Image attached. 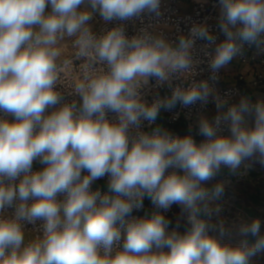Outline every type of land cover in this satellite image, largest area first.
<instances>
[{
  "label": "clouds",
  "instance_id": "obj_1",
  "mask_svg": "<svg viewBox=\"0 0 264 264\" xmlns=\"http://www.w3.org/2000/svg\"><path fill=\"white\" fill-rule=\"evenodd\" d=\"M85 3L105 22L159 16L161 7V0H0V264H251L264 251L261 220L238 226L241 236L256 237L254 244L223 243L225 223L213 215L221 212L226 182L204 185L222 168L236 174L250 158L264 163V99L241 96L214 120L201 118L205 140L197 144L191 134L159 125L139 129L161 108L206 103L213 94L207 80L176 86L151 104L140 89L149 78L162 85L189 70L197 39L215 44L213 73L245 44L264 48V0H218L225 39L216 43L207 26L196 24L175 45L147 31L128 37L122 26L96 36ZM65 37L74 38L78 57L105 67L76 85L79 103H61L57 90V44ZM215 100L224 109L227 101ZM247 115L254 116L251 127ZM222 122L230 135L218 134ZM35 161L40 170L33 171ZM105 176L107 192L93 191ZM145 198L156 210L127 219ZM173 204L181 208L183 233L168 231L163 213ZM37 221L42 236L26 243L23 223Z\"/></svg>",
  "mask_w": 264,
  "mask_h": 264
},
{
  "label": "built area",
  "instance_id": "obj_2",
  "mask_svg": "<svg viewBox=\"0 0 264 264\" xmlns=\"http://www.w3.org/2000/svg\"><path fill=\"white\" fill-rule=\"evenodd\" d=\"M192 0H161L160 15L144 13L139 17L130 20H112L105 22L100 17L98 11L92 10L90 5L85 3L81 5V10L87 8L93 12V18L89 21L91 31L94 35L100 36L107 30L115 26H122L128 37L141 34L144 31L153 34H162L170 43L175 45L178 43V37L188 36L193 25L203 24L207 26L209 31L216 37V43L225 39L224 34L218 27L220 8L218 0H199L194 3L192 10L186 12L183 10L182 4L191 2ZM50 7L46 9V13L50 12ZM74 38L58 40L57 47L60 50L63 45L67 47V53L63 57H59V79L57 90L61 93L63 99L61 103L76 101L79 103L80 97L74 92L78 83H80L88 74H97L105 70V67L95 60L80 58L77 56V48L73 44ZM215 44L208 45L207 41L197 39L191 51L192 64L191 68L183 73L173 74L170 82L158 84L155 78H149L146 83L141 85L142 99L151 104L158 98H164L171 95L172 89L176 86L187 88L193 83L207 80L213 88V94L208 97L207 102L197 101L193 105L184 106L177 103L172 109L161 108L156 121L150 124L143 120L140 125V131L151 132L157 125L172 132L175 135L184 136L191 134L197 144L205 140V137L199 134V123L201 118L211 113V119L217 116L218 111H224L234 103H238L243 96V87L236 83L226 85L224 81L225 69L229 67L233 60L239 61L243 65L250 66L254 70L252 80L246 83L253 88L262 89L264 87V48H257L255 45L249 46L245 44L240 53L233 60L218 72L213 73L209 67V61L214 54ZM215 76V79L212 77ZM243 78H241L242 80ZM226 100L224 109H217L215 97ZM59 107V105H57ZM49 109L48 111H52ZM0 115H4L0 113ZM109 119H115L116 114L108 112ZM230 129L227 123L222 122L218 131L220 135H229ZM43 165L39 161L33 163V171L40 170ZM173 169H168V172ZM86 172H82V175ZM108 176L93 182L91 189L93 191L100 190L102 193L107 192ZM18 182V181H17ZM63 199V195L58 196ZM31 203V201H29ZM156 209L148 198L143 201V207L134 210L127 219L143 218L150 216ZM14 212L13 208L5 210V214L11 216ZM165 218L178 219V205L173 204L172 207L163 213ZM217 216L213 215V220H217ZM41 221L35 224L23 223L25 231V242L42 236ZM123 240L119 242L116 248L122 247Z\"/></svg>",
  "mask_w": 264,
  "mask_h": 264
},
{
  "label": "crops",
  "instance_id": "obj_3",
  "mask_svg": "<svg viewBox=\"0 0 264 264\" xmlns=\"http://www.w3.org/2000/svg\"><path fill=\"white\" fill-rule=\"evenodd\" d=\"M197 1L199 0H192L191 2L183 3V10L186 12L192 10L194 3ZM253 76L254 70L250 66L243 65L239 61L233 60L231 65L225 69L224 81L226 85L236 83L240 84L243 87V96H248L253 102H255L257 99H264V87L259 89L253 88L250 85L246 86V83L250 82ZM241 78L243 79L241 80ZM211 115V113H208L206 116H204V118L210 120ZM246 123L249 127L253 126L254 116L247 115ZM255 158L258 159V157H253L251 159ZM242 169L243 167L236 174H240ZM242 173L245 172L242 171ZM247 173H249V171H247ZM250 173L256 174L258 172L253 170L250 171ZM217 180H224L226 182V187L223 196L218 201L221 207V212L218 215H214L225 220V222L236 221L237 223L248 222L251 219L256 218L253 209H258L262 205L261 196L257 195V193H254V190H257V188L253 189L243 182L237 183L233 178V174H231L227 168H222L219 175L213 180L206 182L204 186L210 189L212 185L217 182ZM178 211L180 216L178 219L166 218L170 221L168 225L169 232L176 230L183 233L187 227L182 218V212L179 205Z\"/></svg>",
  "mask_w": 264,
  "mask_h": 264
},
{
  "label": "rangeland",
  "instance_id": "obj_4",
  "mask_svg": "<svg viewBox=\"0 0 264 264\" xmlns=\"http://www.w3.org/2000/svg\"><path fill=\"white\" fill-rule=\"evenodd\" d=\"M60 51V57H63L67 53V47L65 45L62 46ZM252 166V167H251ZM243 169L240 171V174H233V178L237 183H245L249 185L254 190V193L261 196L262 205L257 209L254 208L256 218L261 220V233H264V163H261L259 158L251 159L245 161L242 165ZM241 167V168H242ZM254 167V169H253ZM257 171L256 174H251L250 171ZM245 172V173H242ZM249 171V173H247ZM217 220H223L219 217ZM216 221V220H215ZM226 226V234L222 238L223 243H228L230 245L236 246L241 244L242 241L248 242V236H241L238 231V226L241 223H237L236 221H227L223 220ZM218 235V233H214ZM251 245V243L248 242ZM251 264H264V251L258 252L254 257H252Z\"/></svg>",
  "mask_w": 264,
  "mask_h": 264
},
{
  "label": "water",
  "instance_id": "obj_5",
  "mask_svg": "<svg viewBox=\"0 0 264 264\" xmlns=\"http://www.w3.org/2000/svg\"><path fill=\"white\" fill-rule=\"evenodd\" d=\"M261 234H264V233H261ZM255 240H256V237H254L252 235H249V237H248V242L249 243L254 244L255 243Z\"/></svg>",
  "mask_w": 264,
  "mask_h": 264
}]
</instances>
